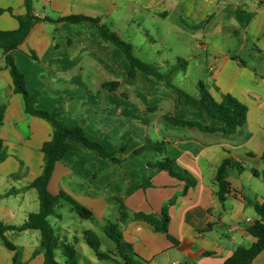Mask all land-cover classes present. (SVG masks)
<instances>
[{"label": "crops", "instance_id": "1", "mask_svg": "<svg viewBox=\"0 0 264 264\" xmlns=\"http://www.w3.org/2000/svg\"><path fill=\"white\" fill-rule=\"evenodd\" d=\"M128 1L131 4L123 5L120 0H32L36 19L25 40L12 52L28 90L40 92L36 109L56 110L62 122L82 127L90 139L100 142L110 153L127 144L116 155L121 163H116L70 141L72 148L56 164L49 189L54 194L65 192L71 196L93 212V219L82 218L66 203H61L57 215L50 217L58 220L61 241L75 242L80 264H125L104 232L109 222L119 223L124 240L133 245L135 264H223L239 246L249 247L255 242L248 228L260 219L254 204L264 203L263 198L249 200L244 187L234 185L230 175L232 193L221 202L215 180L226 158L243 166L230 170L250 171L255 177H259L257 168L264 170V0ZM239 11L242 18L252 16L247 25L240 24L236 16ZM26 13L25 0H0V31L17 30V17ZM69 15L96 18L119 37L126 28L132 33L145 32L155 44L158 39L149 34L150 28L155 29L150 23L161 24L164 36H185L183 42L191 47L189 56L171 57L158 51L147 62L167 71L179 59L185 60L173 83L182 90L191 84L196 98L199 82L205 83L216 99H220L217 89L233 95L248 107L246 124L233 135L169 124L165 115L210 127L222 126L209 114L181 101L152 76L137 70L130 78L125 53L106 42L93 22L42 20ZM126 35L122 39L134 46L131 36ZM160 44L172 52L166 37ZM136 49L134 46L137 56ZM192 72H197V80L191 78ZM114 81L119 83L116 91L104 88V83ZM2 106L5 111L0 138L6 158L0 164V187L10 188L0 190V223L19 226L40 209L37 191L30 184L42 174V146L52 138L53 130L46 120L24 112L22 96L14 91L0 49ZM146 139L164 142L167 154L197 178V185L186 196H181L184 182L148 165L162 156L154 152L135 154ZM11 196L18 197L20 204L6 203ZM174 197L177 200L170 208L169 233L178 244L134 218L136 213L159 214ZM121 203L129 214L125 222L119 220ZM66 207L80 220L92 222L91 226L73 227L65 220ZM85 231L98 236L101 251L110 253L111 259L97 257ZM17 233L25 236L22 243L12 241L22 250L24 264H43V254L35 253L40 233L7 231L6 236L9 239L10 234ZM13 255L0 239V264H12ZM56 257L64 264L61 250ZM252 264H264V252Z\"/></svg>", "mask_w": 264, "mask_h": 264}, {"label": "trees", "instance_id": "2", "mask_svg": "<svg viewBox=\"0 0 264 264\" xmlns=\"http://www.w3.org/2000/svg\"><path fill=\"white\" fill-rule=\"evenodd\" d=\"M27 13L24 17H17L20 22V27L14 31H0V49L4 53L5 67L9 70L13 81L14 91L20 94L23 99L24 112L30 116L40 117L52 127V138L46 141L42 146L44 155V166L42 174L37 177L31 184L30 188H34L38 194L40 209L36 213H30L27 221L19 226L3 225L0 223V239L4 247L14 252L12 264H24L22 261V250L17 247L7 236V231L23 232L26 230H36L40 233V243L36 250V254H43V264H62L57 259V251L61 250L64 258V264H80L77 257V248L75 242L67 243L61 241L58 231L52 226L49 221L50 216H56V208L61 203L68 204L73 211L84 219H93V212L65 192L54 194L49 189V183L52 178L56 164L71 150L74 141L81 143L89 149L98 151L102 158L111 159L116 163L121 161L116 157L117 153L125 150L127 144L122 145L116 152H108L103 145L90 139L84 129L80 126L70 127L58 118L56 110L43 111L38 110L35 104L38 100L40 92H30L26 85L25 75L18 69L14 62L12 52L25 40L36 17L33 14L32 0H25ZM242 12H236V16L240 24L247 25L252 16L247 15L241 17ZM45 21H69L72 23L81 22L84 20L93 22L99 29L100 36L106 42H112L117 45L126 55L130 63L129 77L134 78L136 71L140 70L143 73L152 76L157 81L161 82L170 91L178 96V98L193 106L194 108L209 114L211 117L222 123V126L210 127L198 121L179 119L171 115H165L164 119L171 125L176 127H184L189 129H197L207 133H222L224 135H233L239 128H242L247 121L248 107L239 99L229 93H222L217 89L220 99H216L207 85L199 82L197 85L199 97L196 98L173 83L175 74L185 66L186 61L179 59L176 65L171 66L167 71H162L155 63H148L135 55L134 46L123 40L116 33L110 31L107 27L100 24L96 18L87 17L84 15H69L59 17L56 20L49 18L42 19ZM209 20V19H208ZM207 20V21H208ZM206 21V22H207ZM32 56L36 58L34 52ZM104 88L110 91H116L119 88L118 82H108L103 84ZM153 110V109H150ZM5 107H0V126L2 124ZM143 152H154L162 156L148 162V165L157 168L160 171L167 172L171 177L184 182V189L181 196H186L191 188L197 185V178L187 169L183 168L177 160L169 156L166 152L164 142H153L146 139L144 145L135 151L136 155ZM254 157L253 155H250ZM6 158L4 142L0 138V164ZM264 161V152L261 155ZM238 167L243 169V166L232 158H226L217 169L216 183L218 186L217 195L221 202H225L227 197L232 193V187L228 180V173L231 168ZM177 197L166 203L159 214L136 213L134 218L147 222L152 225L158 232L165 234L170 241L178 244L169 233L170 224V208L176 203ZM256 213L260 219L253 221L249 226L248 232L255 238V242L249 246H239L233 254L227 258L223 264H252L254 259L264 252V203L256 202L254 204ZM129 218L125 206L120 204V222H125ZM104 232L107 237L112 240L117 249V254L125 264H135L133 256H136L133 245L126 242L123 238L119 223L109 222L104 227ZM87 243L94 250L97 257L100 259H111L110 253H104L100 249V239L92 231H85Z\"/></svg>", "mask_w": 264, "mask_h": 264}, {"label": "rangeland", "instance_id": "3", "mask_svg": "<svg viewBox=\"0 0 264 264\" xmlns=\"http://www.w3.org/2000/svg\"><path fill=\"white\" fill-rule=\"evenodd\" d=\"M120 1L123 5L131 4V2H129L128 0H120ZM150 24H152L155 29L150 28L149 34H151L153 37H156L158 39L157 44L149 41L145 32L142 31L132 33L131 30L126 28V32L122 31L121 33V36L123 38L127 36L126 34H129L131 36L132 38L131 40H133L134 42L133 44H135L134 46L138 48L136 49V54L140 59L146 62L152 60L151 58L156 57L158 51L168 53L171 57L177 56V54L182 56V58H186L187 56H189L191 47L183 42L185 36L178 37L177 34L164 36L161 33V27H160L161 24L159 23H150ZM157 27H158V32L156 30ZM165 37L167 38L168 43H170L172 46L171 47L172 52L169 51V49L164 50V48L160 44L161 38H165ZM191 78L197 80L198 78L197 72H192ZM183 88L184 90H186L187 93L194 96L195 87H193L191 84H187ZM170 129H174V128H170ZM179 129L182 130L181 128H175V131H180ZM244 165L246 167L250 166L249 163H245ZM257 169H258L259 177H255L250 171L243 172V171H239L238 169H233L230 170L229 172V175L231 177V182L234 185L237 183L242 185L249 200H256L257 198L264 199V170L261 168H257ZM6 188L9 189L10 187H5V188L0 187V190H6ZM5 201L6 203L20 204L19 199L16 196H11ZM64 211H65L64 212L65 220L69 222L73 227L79 229L82 226H91L92 222L86 220H80V217L75 212H71L67 207L64 209ZM49 220L50 223L54 226V228H56V230L59 232V228H58L59 223H56L58 220H56L54 217H50ZM17 222H21L20 219H18ZM24 237H25L24 234H18V233L9 235V239L11 241L18 243H22L24 241ZM102 239L105 241L107 237L103 234Z\"/></svg>", "mask_w": 264, "mask_h": 264}, {"label": "built area", "instance_id": "4", "mask_svg": "<svg viewBox=\"0 0 264 264\" xmlns=\"http://www.w3.org/2000/svg\"><path fill=\"white\" fill-rule=\"evenodd\" d=\"M248 221H250V220H248Z\"/></svg>", "mask_w": 264, "mask_h": 264}]
</instances>
